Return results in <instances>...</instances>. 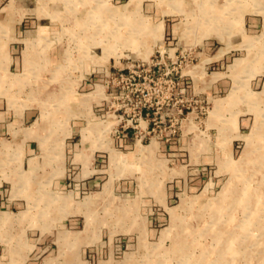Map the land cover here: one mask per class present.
Masks as SVG:
<instances>
[{
    "label": "rangeland",
    "instance_id": "1",
    "mask_svg": "<svg viewBox=\"0 0 264 264\" xmlns=\"http://www.w3.org/2000/svg\"><path fill=\"white\" fill-rule=\"evenodd\" d=\"M31 1L33 17L63 25L41 36L37 58L19 56L28 69L16 88L0 70L5 119L43 111L37 125L14 127L17 152L0 143V181L30 171L33 185L28 216L5 234L11 244L33 246L38 264H179L185 244L189 264H264V163H239L249 140L264 146V0ZM210 5L230 23H202ZM67 127L84 148L70 152ZM22 128L41 135L30 156ZM86 149L106 151L95 175L70 164L92 163ZM27 158L42 168L27 170ZM242 182L258 199L219 214L223 190Z\"/></svg>",
    "mask_w": 264,
    "mask_h": 264
},
{
    "label": "crops",
    "instance_id": "2",
    "mask_svg": "<svg viewBox=\"0 0 264 264\" xmlns=\"http://www.w3.org/2000/svg\"><path fill=\"white\" fill-rule=\"evenodd\" d=\"M31 5V0H8V4L0 9V70L3 68V66L6 67L5 73L7 75L9 90L13 88V86L16 88L17 80H20L22 75L25 74V70L28 69L24 66L22 67L19 56L23 55V53L27 51V49H29L28 51L31 52L29 56L33 55L32 58H37L39 55L37 53L38 46L36 45V43H38L39 39H42L41 36H43L45 33H48L49 31L58 32L61 29L60 27L62 23H60L59 18H50L42 16L39 18L37 16L35 17V15L33 17L34 13L32 12L33 8ZM47 21L48 24L45 23ZM45 39H47V37H45ZM54 53L56 57H63L64 50L62 47L57 45V48L55 49ZM33 63L35 64V61ZM22 68L23 74L18 73L21 72ZM75 82L77 83L78 81H72V85H74ZM89 100L90 103L93 102L91 105L92 107L100 106V100L96 101V99L94 98ZM75 106V110H77L78 103ZM72 112H74V110ZM42 113V110H40L39 113H37V111L27 110L24 111L23 114L20 113V115H16L15 111H13L12 113L11 110H9V113L7 112V119H5V114H0V143L3 146H1L2 151H9L10 149L12 150V152H17L15 149L16 146L14 145V143H12L17 133V131L15 132L14 127L17 125V127L21 128L24 123L31 121H35V125H37V123L42 119ZM46 120L45 123L47 122ZM63 121L64 119H62V122ZM67 128L68 132L66 135V139L67 141H69L68 148L70 149V152H77L81 150V147L84 148V144L82 142H84L83 138H85V135L83 133H75V131L71 127ZM21 131L26 132L24 136L22 135L23 138L28 137L29 140L27 141L28 144L26 145V141L23 140V144L25 146L22 145L23 148H20V153L22 155L25 152L28 156H30L35 151V149L33 148L35 147V144L39 148L38 141L32 138H40L41 135H36L35 131H28V133L24 129ZM129 132L130 134L132 133V131ZM8 139L11 141H9ZM122 141L124 143L126 142L127 144L129 143L128 140ZM2 151L0 150V152ZM85 151H87V153L89 154L88 157L92 158V163L84 161L81 163H79V161H77L78 163H73L72 161V163L70 164L76 169L91 168L93 169L91 175H95L96 168L99 167L97 165V162H99L100 155H97V153H106V151H101L98 149H86ZM33 160L35 159L27 158V160L25 161L24 164L27 165V170L42 168V165L35 166L36 163L33 164ZM23 162L24 161H22V163ZM23 165L21 166V168H24ZM86 173L89 174L90 171ZM29 174H31L30 171H24V173L21 175V178H18V180L21 179L22 182L17 181V178H14L10 175H8L4 182L0 181V247L9 251L7 258L4 256L0 257V264H38L36 262V259L30 258L31 247L33 246L29 244H22L21 246H18L16 242L15 244H11L13 239L9 240V238L5 237V234L12 228L13 225H17V228L20 227L19 224L22 223L25 220V217L29 214L26 209L33 196V185L31 183L30 178H28L30 177L28 176ZM92 179L93 177H89L85 179L81 178L80 180L78 179L76 181L78 183L82 181L90 182ZM56 184L61 185V182L57 181ZM6 235L9 234L7 233ZM41 237L42 235L40 234L37 239H30V241L34 243L35 249L38 245L41 244Z\"/></svg>",
    "mask_w": 264,
    "mask_h": 264
},
{
    "label": "bare ground",
    "instance_id": "3",
    "mask_svg": "<svg viewBox=\"0 0 264 264\" xmlns=\"http://www.w3.org/2000/svg\"><path fill=\"white\" fill-rule=\"evenodd\" d=\"M183 2L184 1H174V8L175 9L177 8L176 12L181 13V11H179V9H181V8H183L182 10L185 11L184 7H183L184 6ZM202 9H203V10H201L202 16H201V20H200L202 23L207 25V24H210L211 22L222 23L225 20L228 23H230V20L226 19V18L224 19V17L221 14H219L216 11V9L213 8L212 5H210L208 7L203 6ZM212 13H214V15ZM246 62H248V61L247 60L241 61V62L236 64V67L241 68L243 65L245 66ZM232 97H234V91H232L228 96V98H232ZM255 133H256V131H255ZM258 138L259 137H257L256 140H259ZM260 138H262V137H260ZM251 143H252V141L249 140V144L247 145L245 153H244L243 157L241 158V161H239V163L244 162L243 164H246L250 161L255 162L256 160H259L260 162L264 163V146H262L260 141H259V144H258V142H257V144H254V145H252ZM253 154H255V155L260 154L261 157L258 156L257 159H254V158H252ZM243 184H244L243 188H236L230 184H228L226 186V188L221 193V197H220L218 204H217L218 207L216 209H219V214H221L224 210L226 211V209H228V208L237 206L241 202H244V200L250 201L251 197H254L255 200L258 199L257 196H259L261 194V192L260 191H257V192L251 191V190H249V187H247L245 185L246 184L245 182ZM230 194H231V196H232V194L235 195V199L233 200V203L231 206H227L228 205L227 203H229V200H230ZM230 219H231L230 223H232L233 219L232 218H230ZM60 238H61L60 239L61 245H63L64 243L70 242V240H71V238L67 234L62 235ZM228 243L229 242H227L228 252L234 253L235 250L232 249L233 246H229ZM189 246H190V244L189 245L185 244L184 247H182L181 252L178 254L180 256V263L179 264H189V261H187V251L189 250ZM211 262L212 261H207V258H204V259H201L200 261H198L197 264H211ZM227 264H230V263L228 262Z\"/></svg>",
    "mask_w": 264,
    "mask_h": 264
},
{
    "label": "built area",
    "instance_id": "4",
    "mask_svg": "<svg viewBox=\"0 0 264 264\" xmlns=\"http://www.w3.org/2000/svg\"><path fill=\"white\" fill-rule=\"evenodd\" d=\"M141 119H142V116H141Z\"/></svg>",
    "mask_w": 264,
    "mask_h": 264
}]
</instances>
